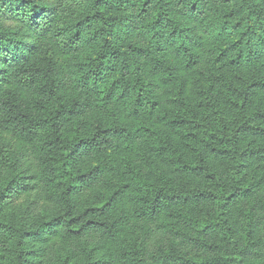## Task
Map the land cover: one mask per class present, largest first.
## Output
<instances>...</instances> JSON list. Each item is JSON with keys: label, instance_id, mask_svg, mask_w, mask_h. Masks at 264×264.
<instances>
[{"label": "trees", "instance_id": "1", "mask_svg": "<svg viewBox=\"0 0 264 264\" xmlns=\"http://www.w3.org/2000/svg\"><path fill=\"white\" fill-rule=\"evenodd\" d=\"M0 264H264V0H0Z\"/></svg>", "mask_w": 264, "mask_h": 264}, {"label": "rangeland", "instance_id": "2", "mask_svg": "<svg viewBox=\"0 0 264 264\" xmlns=\"http://www.w3.org/2000/svg\"><path fill=\"white\" fill-rule=\"evenodd\" d=\"M22 207H24V206H22ZM87 252V251H86ZM81 257H84V255H82ZM92 257V256H91Z\"/></svg>", "mask_w": 264, "mask_h": 264}]
</instances>
